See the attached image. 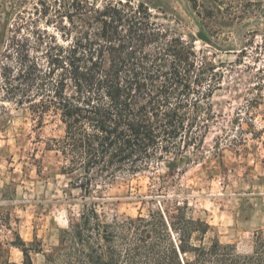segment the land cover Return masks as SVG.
Returning <instances> with one entry per match:
<instances>
[{
  "label": "trees",
  "instance_id": "1",
  "mask_svg": "<svg viewBox=\"0 0 264 264\" xmlns=\"http://www.w3.org/2000/svg\"><path fill=\"white\" fill-rule=\"evenodd\" d=\"M104 2L74 0L58 11L69 23L60 29L67 46L53 38V50H13L17 69L1 66L6 91L18 105L41 124L59 118L63 135L47 148L61 155V173L85 202L61 231L47 264H264L262 236L256 235L251 254H240L210 237L212 227L177 200L135 217L108 219L99 212L91 198L95 191L103 199L98 186L163 162L175 169L202 144L224 79L222 66L197 51L193 37L160 22L144 3ZM258 73L264 80V70ZM18 239L12 246L23 260L14 264H34L32 254L43 253L42 242ZM0 264H10L3 245Z\"/></svg>",
  "mask_w": 264,
  "mask_h": 264
},
{
  "label": "rangeland",
  "instance_id": "2",
  "mask_svg": "<svg viewBox=\"0 0 264 264\" xmlns=\"http://www.w3.org/2000/svg\"><path fill=\"white\" fill-rule=\"evenodd\" d=\"M73 2L0 0V245L10 264L23 260L12 246L18 238L27 243L39 239L43 253L32 259L47 264L61 231L79 217L85 203L81 190L61 173V155L47 148L63 135L59 118L50 116L41 124L6 91L1 71L3 63L17 69L19 56L13 50H53V38L67 46L60 29H69V23L58 11H67ZM134 2L144 3L185 39L193 37L196 50L222 66L224 79L212 99L215 119L204 141L190 148L178 167L163 162L118 178L98 186L103 199L95 191L91 198L108 219L170 208L166 200H177L187 204L190 216L212 227L210 237L251 254L256 235L264 238V80L258 73L264 70V0Z\"/></svg>",
  "mask_w": 264,
  "mask_h": 264
}]
</instances>
